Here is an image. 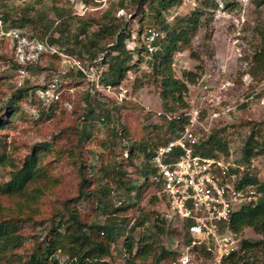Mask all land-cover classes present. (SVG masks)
I'll use <instances>...</instances> for the list:
<instances>
[{
	"label": "rangeland",
	"instance_id": "1",
	"mask_svg": "<svg viewBox=\"0 0 264 264\" xmlns=\"http://www.w3.org/2000/svg\"><path fill=\"white\" fill-rule=\"evenodd\" d=\"M138 10L132 0L88 1L79 13L65 0H0V14H11L8 22L26 16L31 19L42 18L37 19L35 25L27 22L21 28L18 22L15 26H20L22 31L38 38L58 39V42H54L58 53L42 54L36 62L28 65L17 62L9 43L0 40V113L14 92L22 87L30 89L28 95L19 102L24 117L10 119V124L1 132L4 133L3 139L9 143L10 150L22 158L40 142H53L54 135L64 128L79 129L89 104L99 103L110 108L112 114L116 112L121 116L120 121L116 120V116L113 118L116 131L124 126L126 132L114 135L112 131L107 132L106 123L96 119L89 122L92 131L85 140L88 151L85 152L87 157L84 159L95 166V171L101 166L110 165L114 170L121 169L123 172V185L113 188L112 202L115 206L120 205L125 187H129L131 181H135L137 187L142 189L139 197L135 195L136 191L132 193L135 204L121 214L127 223L125 234L129 233L127 229L140 216L151 213L144 226L137 227L133 233L135 239L142 235L149 236L154 230L153 218L158 215L165 219L164 233L154 236L153 241L165 248L179 250L183 243L182 224L173 217L162 214L165 203L151 183V176H144L141 153L134 150V157L130 158L128 151L139 141L157 143V138L169 140L175 134V131L165 128L164 118H167L169 112L164 110L159 89L152 82L147 56H140L142 60H138V55L135 54L121 82L115 86H104L99 82V77L106 68L103 57L109 49L102 50L101 47L114 43L115 36L100 37L99 44L94 45L87 42L88 34L81 32L82 27H87L88 33L92 34L97 30L99 22L114 21L124 25L129 31V37L125 38L124 43L131 49L145 43V29L160 31L150 22V15L142 16ZM162 15L167 23L179 28L182 19L196 16L200 19L196 29L188 32L184 49L173 56L172 69L177 78L184 79L186 71L196 75L194 82H187L188 91L184 97L187 107H199L203 116L211 107L221 111L226 105H234L254 93L250 100L237 105L233 111L221 113L214 120L210 131L212 128L216 129L219 137L227 144L226 155L239 157L251 126L256 125L254 139L258 146L254 152L262 159L263 164L264 69L253 76L250 70L251 57L261 45L257 31L262 30L264 33V0H180L178 4L162 10ZM47 21L51 26L45 31L44 24ZM75 38L82 42L78 44ZM134 65H137L136 69L131 68ZM54 80L57 98L45 92ZM137 84L140 86L136 87ZM201 96L206 98L200 99ZM125 102L129 104L127 107L124 106ZM187 107L183 111L177 109L174 115L186 118ZM154 124L161 129H155ZM66 137L69 140L60 139L59 146L64 147L74 139L73 134L70 135L68 131ZM52 155L50 153L48 157ZM46 167L48 174L58 181L46 185V194L38 198L35 212L26 211L18 222L23 244L15 253L22 259H26L35 243L48 233L50 219L55 211L62 210L63 201L77 194L79 179L69 159H57L54 156ZM7 171L8 168L0 167V184L7 180ZM104 172L97 171L95 179L98 184L107 180ZM15 202L16 199L0 196V215L18 214L20 205ZM68 204H72V200ZM74 204L81 212L88 213L87 216L84 215L88 223L105 222L106 215L96 209H88L84 200ZM122 216L118 218L121 219ZM125 234L119 235L110 243L111 253L107 260L112 264H120L126 257L123 247ZM240 236L250 241L262 237L251 228H245ZM251 255V258L245 256L249 264H264V251L254 250ZM56 257L63 263L68 259L60 253ZM161 264L170 263L163 260ZM191 264L209 263L206 259H193ZM222 264H230V261L226 260Z\"/></svg>",
	"mask_w": 264,
	"mask_h": 264
},
{
	"label": "trees",
	"instance_id": "2",
	"mask_svg": "<svg viewBox=\"0 0 264 264\" xmlns=\"http://www.w3.org/2000/svg\"><path fill=\"white\" fill-rule=\"evenodd\" d=\"M132 1L142 16L150 15V22H153L152 24L160 30V34L152 42L158 47L156 51L149 53L145 43L135 45L129 49L124 43L125 38L129 37V31L125 29L124 25L114 23V21L99 22L97 30L92 34L88 33L87 27H82L81 32L88 34L87 42L94 45L99 44L98 39L100 37L110 36L112 38L115 36L114 43L101 47L102 50L109 49L105 57H103L106 68L99 77V82L104 86H115L121 82L126 70L130 68L129 63L135 54L138 55V60H142L140 56H147L146 61L150 68L151 78H153L152 82L159 89L164 110L169 112L167 118H164L165 128L168 131L177 133L184 127L186 118L179 114L174 115V113L177 112V109H182L183 111L187 107V103L184 100L185 93L188 91L187 82H194L196 75L186 71L184 79L177 78L172 69L173 56L184 49L183 45L186 42L185 40H187L188 32L196 29L200 19L198 16L182 19L180 28L174 27L166 22L162 15V10L178 4L180 0ZM63 12H66V10ZM199 12L201 11L199 10ZM195 14H198V12ZM0 17L6 27L18 28L20 26H15L18 22L22 28L27 22L35 25L37 19H42L38 17L31 19L26 16L18 20L12 19L11 22H8L11 17L8 12L0 14ZM50 26L47 21L44 24L45 31ZM257 32L261 38V45L251 57L250 74L252 76L264 69V33L262 30ZM39 38L47 40L51 44L58 42V39L53 37L49 39L47 37ZM75 40L78 44L82 42L77 38ZM64 50L67 49L64 48ZM131 68L136 69L137 65ZM137 86H140V84H137ZM29 90V87H22L14 92L5 102L0 113V167L8 168V178L0 184V196L16 199L15 203L20 205L18 214L0 215V264H3V262H15L16 264H112L107 260L111 253L110 243L118 238L119 235L125 234L124 230L127 225L121 214L135 204L132 201V193L136 191L135 195L139 197L142 194V189L137 187L135 181H131L130 186L125 187L123 196L119 201L120 205L115 206L112 202L113 188L117 187V185H123L124 174L121 169L114 170V167H109L110 165L101 166L97 171H105L104 174L107 180L103 184H98L95 179L97 176L95 166L84 159L87 157L85 152L88 151L85 140H87L88 135L92 131L89 122L95 119L101 121V123H106L107 132L112 131L114 135L121 131L126 132L124 131V126L120 127L119 131H116L115 123H113L114 116H116L117 121H120L121 116L116 112L112 114L113 111L110 108L101 106L99 103L89 104L84 114V121L79 129L68 130V128H64L57 135H54L53 142H40L24 157H17L10 150L9 143L3 139L5 135L1 130L10 124V119L14 120L16 117H24V112L21 110L19 102L28 95ZM128 105V103H124L125 107ZM255 126L254 124L251 126L250 134L245 140L240 155L246 159L257 156V153L254 152V149L258 146L257 141L254 139ZM154 128L161 129L156 124H154ZM66 131L70 135L72 133L74 139L72 142H67L64 147L59 146L60 139H68ZM157 140V143L152 141L148 143L145 140L139 141L128 151L130 158L134 157V150L141 153L142 169L145 171L143 172L144 176H151V183L159 192V198L164 201V196L161 194V183L157 180V171L151 160L155 149L168 140L162 138H157ZM107 142L109 143L110 141L107 140ZM195 150L201 154H228L227 144L222 141L218 131L213 128L205 138L199 141ZM50 153L53 154L52 157H48ZM54 156H57V159L65 157L71 161V166L76 170L75 172L79 179L77 194L75 197L63 201L62 210L64 211L57 210L53 213L48 233L35 243L34 249L28 257L22 259L19 254L15 253V250L23 244V236L18 222L23 214H26V211L35 212L38 198L46 194L45 190L48 189L46 185H51L53 182L58 181L56 177L48 174L49 171H47L48 168L46 167ZM261 190L262 196L257 202L244 205L234 212L231 226L232 230L240 237V247L225 257L222 263L228 260L230 264H249L245 256L246 258L252 257L251 253L254 250L264 251V184L261 185ZM125 197L127 201H125ZM81 199L86 202L88 209H96L99 213L106 215L105 222L102 224L99 222L88 223V220L85 219L88 213L81 212L74 204ZM69 200H72V204H68ZM166 209L165 205L163 215H165ZM150 214L147 213L144 217L140 216L127 229L129 233L125 234L123 241L126 257L120 264H161L163 260L171 264L179 256L178 250L165 248L163 245H158L156 241H153L154 236L164 233L163 224L165 219L163 217L159 218L158 215L153 218L152 228L154 230L151 234L146 237L142 235L140 238L135 239L133 235L135 229L137 227L142 228L150 218ZM118 216H122L121 219ZM184 228L182 226L183 235L181 240L183 243H188L189 239ZM245 228H251L254 232L261 234V239L250 241L246 238H241L240 233ZM57 253L66 255L68 259L64 263L60 262L56 257ZM207 256V254L203 253L196 256L195 259L200 261L207 258Z\"/></svg>",
	"mask_w": 264,
	"mask_h": 264
},
{
	"label": "built area",
	"instance_id": "3",
	"mask_svg": "<svg viewBox=\"0 0 264 264\" xmlns=\"http://www.w3.org/2000/svg\"><path fill=\"white\" fill-rule=\"evenodd\" d=\"M88 1L104 0H65L76 13ZM158 34L153 28L144 33L149 53L158 48L152 43ZM0 40L9 43L15 59L22 64L36 62L45 53H58L56 45L47 40L18 27H6L1 17ZM45 92L57 98L55 80ZM253 94L234 105H226L221 111L211 107L203 116L199 107H187L184 127L155 149L151 162L161 183L167 207L165 216L181 223L189 239L188 243H182L179 256L171 264H191L203 253L208 255L205 259L209 264H222L225 257L240 247V237L232 230V216L240 207L261 198L264 163L257 156L246 159L222 153L201 154L195 148L221 113L233 111Z\"/></svg>",
	"mask_w": 264,
	"mask_h": 264
}]
</instances>
